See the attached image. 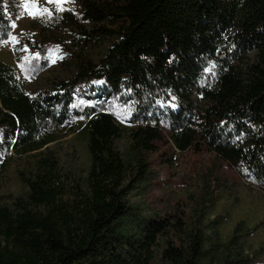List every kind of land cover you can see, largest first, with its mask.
I'll return each mask as SVG.
<instances>
[{"label":"trees","instance_id":"16d2710c","mask_svg":"<svg viewBox=\"0 0 264 264\" xmlns=\"http://www.w3.org/2000/svg\"><path fill=\"white\" fill-rule=\"evenodd\" d=\"M75 1L83 45L96 35L106 43L69 80L30 96L0 62V169L4 148L28 160L25 195L0 202V264H214L201 229L178 216L139 218L127 196L168 145L212 152L264 190V0ZM205 69L215 81L199 88ZM81 81L121 93L134 126L84 110L89 163L79 182L48 146L67 127ZM169 92L178 106L157 108Z\"/></svg>","mask_w":264,"mask_h":264},{"label":"rangeland","instance_id":"374dc122","mask_svg":"<svg viewBox=\"0 0 264 264\" xmlns=\"http://www.w3.org/2000/svg\"><path fill=\"white\" fill-rule=\"evenodd\" d=\"M37 7L51 9L52 15L28 14ZM62 7L64 11H56V5L46 0H0V14L7 26L0 25V62L15 70L23 91L30 96L47 90L52 82L69 80L80 60L94 58L105 46L106 39L100 35L84 46L77 27L72 25L78 21L76 1L67 0ZM4 33L6 36L1 38ZM25 45L29 52L24 51ZM34 53L40 57L35 58ZM29 65L37 70L24 71ZM214 81V71L208 70L198 87H211ZM72 98L68 125L48 147L61 170L80 182L86 177L89 163L81 131L84 110L106 111L125 128L134 124L126 110V98L119 92L108 91L104 83L78 82ZM196 98L202 104L199 94ZM81 116L84 118L80 119ZM128 145L125 133L118 141L119 151L125 154ZM2 154L7 163L0 169V202L10 205L25 195L20 174L26 173L28 160L14 155L11 149L4 148ZM146 162L147 174L127 196L139 218L178 216L189 227L201 229L206 238L207 259L214 264H264L263 189L250 185L209 151L180 153L168 145L150 155ZM70 194L64 200L70 201Z\"/></svg>","mask_w":264,"mask_h":264},{"label":"snow or ice","instance_id":"6c2138e0","mask_svg":"<svg viewBox=\"0 0 264 264\" xmlns=\"http://www.w3.org/2000/svg\"><path fill=\"white\" fill-rule=\"evenodd\" d=\"M66 2H67V0H46V3H48V4H55L56 5V11H64L65 9L62 7V5L64 3H66ZM25 8L26 9L28 8V5L27 4L25 5ZM28 14L29 15H32V16H36V15L43 16L45 14L51 16L52 15V10L49 9V8L39 9L37 7L35 11H29ZM12 27H15V25L13 24ZM13 39L15 40L16 38L13 37ZM24 51L25 52H29L30 51V49L28 48L27 45L24 46ZM33 55H34L35 58H39L40 57V54L39 53H34ZM36 70H37L36 67L35 66H32V65H29L27 68H24V71H26V72H34ZM205 70L208 71V69H205ZM93 83L101 84V83H103V81H94ZM130 91L131 90H129V92ZM168 96H169V99L166 102H161V107L167 106V107H170V108L175 109L178 106V105H176L174 103V101L176 100V97L175 96H172L170 92L168 93ZM89 106L91 107L93 105L90 104ZM130 107H131L130 105L127 106V109L126 110L130 109ZM79 118L80 119H83L84 117L81 116Z\"/></svg>","mask_w":264,"mask_h":264}]
</instances>
